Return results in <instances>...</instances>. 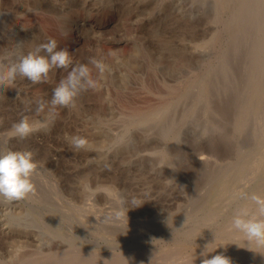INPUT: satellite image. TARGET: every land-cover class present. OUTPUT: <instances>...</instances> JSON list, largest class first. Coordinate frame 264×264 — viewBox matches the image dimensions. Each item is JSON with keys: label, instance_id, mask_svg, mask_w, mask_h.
I'll use <instances>...</instances> for the list:
<instances>
[{"label": "rangeland", "instance_id": "rangeland-1", "mask_svg": "<svg viewBox=\"0 0 264 264\" xmlns=\"http://www.w3.org/2000/svg\"><path fill=\"white\" fill-rule=\"evenodd\" d=\"M29 1L0 0L3 70L49 39L72 65L53 69L47 82L17 76L0 86V147L30 150L38 163L34 195L0 200V264H25L34 253L43 263L76 246L139 253L131 264H185L182 247L206 240L214 254L230 246L232 264H240L251 246L229 221L238 208L254 207L247 196L264 195V0L263 8L245 0H61L64 8ZM157 35L169 41L157 43ZM79 64L94 86L74 107H52L53 89ZM168 106L166 116L135 124L138 114ZM22 117L46 127L13 138ZM72 136L88 146L74 150ZM204 155L209 166L200 163ZM19 207L28 213L14 221L10 208ZM91 220L103 229L90 230ZM25 228L36 241L15 245ZM115 229L128 232L111 235ZM176 241L179 250H171Z\"/></svg>", "mask_w": 264, "mask_h": 264}, {"label": "clouds", "instance_id": "clouds-1", "mask_svg": "<svg viewBox=\"0 0 264 264\" xmlns=\"http://www.w3.org/2000/svg\"><path fill=\"white\" fill-rule=\"evenodd\" d=\"M90 63L100 67L99 62L94 59L90 60ZM71 65L69 52L66 49H58L57 40L49 39L37 45L34 50L20 55L6 72L0 65V86L5 85V82L15 81L17 76L32 84L47 82L53 69H69ZM93 86L94 82L87 65L72 66L66 77L53 89L49 103L52 107H74L76 97ZM42 108L43 104L38 110ZM44 127L46 125L39 121L33 123L27 117H22L12 125L11 136L18 140H26ZM69 140L74 150H82L88 146V141L84 137L72 136ZM37 169L38 163L32 151H15L6 146L0 147V200L14 202L26 199L32 194L34 192L32 176ZM246 198L254 207L238 208L231 217L230 230L239 234L246 244L251 246L246 247L249 250L253 251V248L264 250V195L253 193ZM215 249H209V244L205 246V250L200 253L205 257L201 264H232L223 254L207 258Z\"/></svg>", "mask_w": 264, "mask_h": 264}, {"label": "bare ground", "instance_id": "bare-ground-1", "mask_svg": "<svg viewBox=\"0 0 264 264\" xmlns=\"http://www.w3.org/2000/svg\"><path fill=\"white\" fill-rule=\"evenodd\" d=\"M5 1V0H4ZM13 1H15V0H13ZM29 1V0H28ZM32 1V0H31ZM64 1V0H63ZM109 1V0H108ZM121 1V0H120ZM124 1V0H123ZM122 1V2H123ZM128 2H130L129 0H127ZM167 1V0H166ZM230 1H233V0H230ZM237 1V0H236ZM247 3H250L254 8H263V0H245ZM262 1V2H261ZM7 2V1H6ZM21 2V1H20ZM24 2H25V0H24ZM30 2V1H29ZM45 2H46V0H42V1H40V3H39V6L40 7H42V8H64L63 7V5L64 4H62V1L61 0H50L49 1V3H48V5H46L45 4ZM65 2V1H64ZM28 3V2H27ZM32 3H35V5L36 4H38V3H36V1L34 0V2L32 1ZM68 3V2H67ZM66 3V4H67ZM115 3V2H114ZM125 3V2H124ZM131 3V2H130ZM162 3V2H161ZM4 4H6V3H4ZM16 4V3H15ZM19 4V3H18ZM111 4V3H110ZM122 4V3H121ZM163 4V3H162ZM167 4V3H166ZM2 5H3V3H2ZM1 5V6H2ZM10 5V4H9ZM12 5V4H11ZM34 5V6H35ZM127 5V4H126ZM125 5V6H126ZM131 4H129L128 6H130ZM165 5V4H164ZM5 6H7V5H5ZM15 6H17V5H15ZM23 6H24V4H23ZM80 6V5H79ZM87 6V5H86ZM133 6H135L134 4H133ZM10 7V6H9ZM9 7H5V8H8L9 9ZM13 7H14V5H13ZM38 7V6H37ZM66 7H67V5H66ZM111 7H112V4H111ZM137 7V6H136ZM136 7H134L135 8V10H136ZM28 8V7H27ZM30 8V7H29ZM85 8V7H84ZM88 8V7H87ZM90 8V7H89ZM109 8V7H108ZM124 8H126V7H124ZM128 8H130V7H128ZM134 8H132V9H134ZM2 9H4V7L2 8ZM131 9V10H132ZM130 10V9H129ZM85 12H86V10H85ZM117 17V16H116ZM150 19H152V18H150ZM144 20V19H143ZM147 21V20H146ZM150 20H148V22H149ZM141 22H142V19H141ZM69 23V22H68ZM146 23V22H145ZM169 23V22H168ZM177 23H178V21H177ZM65 24H66V22H65ZM80 24V23H79ZM150 24V23H149ZM172 24H174V23H169V24H167L168 26L169 25H172ZM179 24V23H178ZM142 25V24H141ZM82 26V25H81ZM80 26V27H81ZM78 27V26H77ZM84 27V26H83ZM167 27V26H166ZM79 28V27H78ZM167 28H169V27H167ZM82 29V28H81ZM83 30V29H82ZM183 30V29H182ZM85 31V30H84ZM88 31H90V30H88ZM87 33V32H86ZM82 35H83V33H82ZM158 36L159 35H157V43H163V45L164 44H166L167 43V41H169V39H167L168 37L167 36H165V38H162V37H159L158 38ZM156 37H154V39H155ZM153 39V40H154ZM156 43V44H157ZM30 44V43H29ZM28 44V45H29ZM31 45V44H30ZM26 46V45H25ZM262 46V45H261ZM138 47V46H137ZM136 49V48H135ZM157 49V48H156ZM1 51V50H0ZM10 51V50H9ZM136 51V50H135ZM161 52V51H160ZM81 56V55H80ZM85 56V55H84ZM81 58H83L82 56H81ZM80 58V59H81ZM80 59L78 60V61H80ZM89 59H87L86 61H88ZM259 60V59H258ZM82 62V61H81ZM135 64V63H134ZM136 65H137V63H136ZM4 68L6 69V67L4 66ZM162 70V69H161ZM245 70V69H244ZM4 71V70H3ZM6 72V71H5ZM165 72V71H164ZM216 73H217V71H216ZM247 76V75H246ZM233 77V76H232ZM249 77H251V76H249ZM249 77H248V79H249ZM227 79H230V78H227ZM236 80V79H235ZM253 81V80H252ZM231 82V81H230ZM234 82V81H233ZM206 83V82H205ZM205 83H204V85H205ZM207 84V83H206ZM235 83H233V85H234ZM122 86V85H121ZM124 86V85H123ZM207 86V85H206ZM256 86V85H255ZM254 86V87H255ZM238 87V86H237ZM6 88V87H5ZM257 88V87H256ZM207 89V88H206ZM4 91V90H3ZM126 93V92H125ZM241 93V92H240ZM209 94H210V91H209ZM213 94V93H212ZM212 94H210V96L212 95ZM142 96H143V94L140 96L141 97V99H143L142 98ZM137 96H134V98H136ZM145 97V96H144ZM206 97V96H205ZM204 97V98H205ZM138 98V97H137ZM150 99V98H149ZM148 99V100H149ZM206 99V98H205ZM82 100V99H81ZM133 100H136V99H133ZM151 100V99H150ZM209 100H210V98H209ZM77 101H78V103L79 104H81V101H80V99H77ZM131 101V100H130ZM139 101H140V99H139ZM144 101V100H143ZM135 102V101H134ZM163 102V101H162ZM198 102V101H197ZM76 103V102H75ZM133 103V102H132ZM141 103V102H140ZM152 103V102H151ZM165 104L167 103V102H164ZM163 103V104H164ZM87 104V103H86ZM134 104V103H133ZM137 104V103H136ZM171 104V103H170ZM177 104V103H176ZM81 105H83V104H81ZM134 106H135V108L137 107L135 104H134ZM139 106V105H138ZM146 106V105H145ZM150 104H149V106H147V107H149V109H150ZM154 106H156V105H154ZM205 106V105H204ZM127 107H129V106H127ZM176 107V106H175ZM174 107V108H175ZM224 107V106H223ZM125 108V107H124ZM168 108H170L169 106L168 107H165L164 109H162V110H155V111H152V112H145V113H141V114H138L137 115V118L136 119H139V120H137V122L135 123V124H144V123H146L148 120L149 121H154V119H157V118H161V116L162 115H164V116H166L167 115V113H169V109ZM219 108H221V107H219ZM218 108V109H219ZM132 109H133V107H132ZM139 109H140V111L142 110L140 107H139ZM144 109V108H143ZM145 109H147V108H145ZM205 109V108H204ZM207 109V108H206ZM134 110V109H133ZM172 110V109H171ZM137 111V110H136ZM221 112H222V110H220ZM117 112V111H116ZM115 113V112H114ZM123 114H124V112H122ZM129 113V112H128ZM215 113V112H214ZM227 113V112H226ZM225 113V115H227ZM127 114V113H126ZM160 114V115H159ZM127 115H129L130 116V113L129 114H127ZM224 115V114H223ZM230 115V114H229ZM182 116V115H181ZM113 117V116H112ZM184 117H185V115L182 117L183 119H184ZM226 117H228V116H226ZM226 117H224V118H226ZM122 118V117H121ZM179 118H181V117H179ZM180 119V120H183V119ZM103 119V118H102ZM105 119H106V117H105ZM118 120V119H117ZM123 120V119H122ZM121 120V121H122ZM126 120V119H125ZM125 120L123 121V122H125ZM132 120V119H131ZM176 121H177V119H175ZM180 120H178V123H180L181 121ZM260 120V119H259ZM119 121V120H118ZM127 121V120H126ZM134 121V120H133ZM180 121V122H179ZM232 121H233V119H232ZM185 122V121H184ZM135 124H134V126H135ZM179 125V124H178ZM181 125V124H180ZM138 126V125H137ZM165 129H167V128H164L163 129V132H164V130ZM169 130V129H168ZM164 133H166V131L164 132ZM92 145H97V144H100V142H92L91 143ZM208 156V155H207ZM210 158H212V157H209V159ZM200 159V163H206V165L207 166H209L207 163L208 162H204V160L205 161H207L208 160V157H206V155H204V157L202 158V156L199 158ZM211 160V162L213 161L212 159H210ZM199 162V161H198ZM197 162V163H198ZM199 163V164H200ZM210 164V163H209ZM198 165V164H197ZM200 167V166H199ZM216 170V169H215ZM196 173V172H195ZM199 173V172H198ZM214 176V175H213ZM34 191H35V189H34ZM36 192H37V190H36ZM37 193H39V192H37ZM32 195H34V192H33V194ZM41 199V198H40ZM36 200V199H35ZM37 201V200H36ZM30 202V201H29ZM11 210L9 211L10 213H9V215L10 216H8V217H11V216H16L15 218H17L18 216H20V218H21V214H27L28 212V210H24L22 207H19L18 209H16V208H14V209H12V208H10ZM22 209H23V211H25V212H23V213H21L22 212ZM29 210H33V209H29ZM222 211V210H221ZM2 212V211H1ZM18 213H20V214H18ZM32 213V212H31ZM30 213V214H31ZM109 213V212H108ZM27 216V215H26ZM29 216L30 215H28V218H29ZM228 216V215H227ZM232 216V215H231ZM13 217V218H14ZM12 218V217H11ZM10 218V219H11ZM12 218V219H13ZM14 218V219H15ZM23 218V217H22ZM26 218V217H25ZM32 218V217H31ZM24 219V218H23ZM108 219V218H107ZM16 220H18V218L17 219H15L14 221H16ZM25 220V219H24ZM23 220V222H25ZM1 221V220H0ZM6 221H8V220H6ZM13 221V222H14ZM31 221H33V220H31ZM105 221V220H104ZM208 221V220H207ZM10 222V221H9ZM20 221H18V223H19ZM226 222V221H225ZM230 222V221H229ZM8 223V222H7ZM17 223V222H16ZM16 223H12L11 222V224H16ZM31 223V222H30ZM33 223V222H32ZM106 223V222H105ZM202 223V222H201ZM10 224V225H11ZM34 224V223H33ZM87 227H90V230L91 229H94V228H97V227H99L100 229H103V227L101 226V224L99 223V222H97V223H95L94 224V222L92 223V220L89 222V221H87ZM5 225H6V222H5ZM8 225V224H7ZM32 225V224H31ZM35 225V224H34ZM102 225H104V222L102 223ZM174 225V224H173ZM176 225V224H175ZM196 225V224H195ZM16 226V225H15ZM219 226V225H218ZM201 227V226H200ZM226 227V226H225ZM19 228V227H18ZM177 228V227H176ZM197 229V228H196ZM215 229V228H214ZM193 230H194V228H193ZM226 230V229H225ZM179 231V230H178ZM227 231V230H226ZM28 232V231H27ZM27 232H26V228H25V231L23 230L22 231V235H20L21 233L19 232L18 233V235H20V236H15L16 238H15V245H18L19 243H21L22 241H21V239L23 240V242H25L24 240H30V239H28V236H27ZM104 232H107V231H104ZM127 230H125V231H117L116 229H115V231H109V233L111 234V235H116V236H119V237H122V236H124L125 234L124 233H126L127 234ZM180 232V234H181V231H179ZM208 233V232H207ZM217 233V232H216ZM237 234V233H236ZM205 235V234H204ZM210 235V234H209ZM226 235V234H225ZM25 236L27 237V238H25ZM43 236V235H42ZM214 236V235H213ZM180 237V236H179ZM38 238H39V236H38ZM177 238H178V236H177ZM200 238V237H199ZM41 239H42V237H41ZM179 239V238H178ZM173 240H174V238H173ZM203 240V239H202ZM210 240V239H209ZM213 240H214V238H213ZM217 240V239H216ZM222 240H224V238H222ZM243 240V239H242ZM30 241H32V240H30ZM29 241V242H30ZM36 241V239L34 240V241H32L33 243ZM180 241H182L181 239H180ZM187 241V240H186ZM207 241L208 240H206V241H204L203 243V247H202V245L199 247V246H197V248H186V246L183 248L182 246V249L184 250V252H186V253H188L187 254V261L185 262V264H201V261H202V259H204L205 257H202L201 255H200V253L201 252H203L204 250H205V246L207 245ZM215 241V240H214ZM42 242V241H41ZM47 242V241H46ZM209 242V241H208ZM217 242V241H216ZM219 242V241H218ZM222 242H224V241H221L220 243H222ZM37 243V242H36ZM39 243H40V241H39ZM38 243V244H39ZM171 243V242H170ZM179 243V242H178ZM192 243V242H191ZM225 243V242H224ZM226 243H227V241H226ZM41 244V243H40ZM168 244V243H167ZM177 244V241L174 243V248H170L169 247V245H168V247L166 248V249H164V251L165 252H168L169 251V248L171 249V250H179V248H177L178 247V244ZM195 244V243H194ZM193 244V245H194ZM200 244H201V242H200ZM209 244V249H210V247H211V245H212V243H208ZM215 244V243H214ZM213 244V245H214ZM88 245V244H87ZM219 245V244H218ZM221 245V244H220ZM71 246V245H70ZM238 246V245H237ZM36 247H37V245H36ZM77 247V246H76ZM75 247V248H76ZM166 247V246H165ZM164 247V248H165ZM224 247H226V249H225V251H223V249H222V252L220 251V252H218L217 254H223V255H225L226 257H228L230 260H231V262L233 263V260L231 259L232 257H230L231 256V254L233 253V254H235L234 253V250L232 249L231 250V248H230V246H225V244H223L222 245V248H224ZM232 247V246H231ZM239 247V246H238ZM42 248V247H41ZM59 248V246L56 248V249H58ZM70 249V250H68L67 252H65V253H58V254H55L54 255V258H49V256H47L48 258H42L43 259V263H47V264H57V262H60V261H62L63 263H65V264H131L130 262L131 261H133L134 259H136V258H138V256H139V253H137V254H134V253H132L133 255H131L130 256V254H131V252L130 253H127L126 251H125V253H123V252H121V253H119V254H114V253H112V252H107V251H105V250H101L100 248H97V247H93V246H91V248H92V251H88L87 249H85V248H79V249ZM241 248H243V247H241ZM36 249V248H35ZM48 249H50V248H48ZM61 249V248H60ZM39 250H41V249H39ZM38 250V254H39V251ZM47 250V249H46ZM170 250V251H171ZM221 250V249H220ZM231 250V251H230ZM37 251V250H36ZM49 251V250H48ZM52 251H53V253H54V250L52 249ZM51 251V252H52ZM27 252V251H26ZM25 252V253H26ZM46 252V251H45ZM24 253V252H23ZM264 250H258V249H253V251H251V250H249L248 248L247 249H245V251H244V253L242 254V261H241V263L240 264H264ZM232 254V255H233ZM22 255V254H21ZM28 256H27V259H32V260H29V261H27L26 263H28V262H30L29 264H39L40 262H38L39 260H40V258H38L37 257V255H35V253H34V256H33V258H29V256H31V255H29V254H27ZM41 255H43V254H41ZM49 255V254H48ZM138 255V256H137ZM213 255H216V253L214 254L213 252H211V253H209L208 254V256H207V258H211V256H213ZM237 255V254H236ZM23 256H25V255H23ZM51 256H52V254H51ZM263 256V257H262ZM26 257V256H25ZM241 257V256H240ZM24 258V257H23ZM23 258H22V260H23ZM195 258V259H194ZM194 259V260H193ZM22 260H21V262H22ZM193 261V262H192ZM237 261V260H236ZM240 261V260H239ZM25 263V264H26ZM42 262L40 263V264H43ZM20 264V263H19ZM59 264V263H58Z\"/></svg>", "mask_w": 264, "mask_h": 264}]
</instances>
